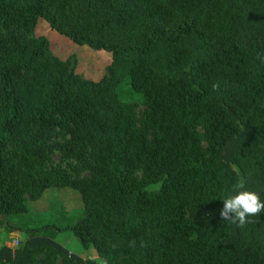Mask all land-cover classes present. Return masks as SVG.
Wrapping results in <instances>:
<instances>
[{"label":"trees","instance_id":"1","mask_svg":"<svg viewBox=\"0 0 264 264\" xmlns=\"http://www.w3.org/2000/svg\"><path fill=\"white\" fill-rule=\"evenodd\" d=\"M59 38L109 54V76L77 73ZM241 178L264 201V0H0V229L28 234L0 264H97L2 220L50 188L80 194L61 230L103 264H264V212L220 217Z\"/></svg>","mask_w":264,"mask_h":264},{"label":"rangeland","instance_id":"2","mask_svg":"<svg viewBox=\"0 0 264 264\" xmlns=\"http://www.w3.org/2000/svg\"><path fill=\"white\" fill-rule=\"evenodd\" d=\"M42 29L45 33L49 32L46 26ZM50 35L53 38L54 34L51 33ZM63 40L61 38H59V42L52 40V50L54 53L60 54L61 57L74 56V70L77 73L90 81H98L104 76H109L107 69L111 62L109 54L87 47H78ZM117 96L122 102L134 103L136 116L138 119L141 118L144 111L142 96L130 88L128 78L123 79L120 83L117 88ZM48 168L66 170L73 178L88 177L87 171L82 170L74 160H65L57 152L50 154ZM26 205V214L8 216L2 220L12 226L21 227L23 230L35 231L34 235L36 236L43 234L49 237L66 250L69 255L79 257L84 262L94 260L97 264H103L92 252L82 250L71 231L61 230L71 226L85 215L81 197L77 191L70 188H50L37 200H30L26 197ZM27 236L28 234L24 232L11 233L3 240V230L0 229V244H4V246L15 251L25 244ZM43 252L44 250L42 254ZM61 262L62 257H58L56 264H61Z\"/></svg>","mask_w":264,"mask_h":264},{"label":"clouds","instance_id":"3","mask_svg":"<svg viewBox=\"0 0 264 264\" xmlns=\"http://www.w3.org/2000/svg\"><path fill=\"white\" fill-rule=\"evenodd\" d=\"M213 90L219 88V84L212 85ZM246 181L241 178L233 185L234 195L223 198V207L220 210V217L223 220L243 227L249 223V217H258L264 212V201L255 191L245 189Z\"/></svg>","mask_w":264,"mask_h":264}]
</instances>
